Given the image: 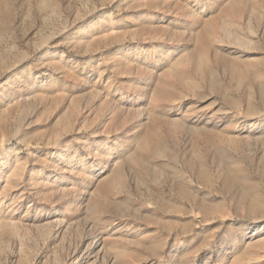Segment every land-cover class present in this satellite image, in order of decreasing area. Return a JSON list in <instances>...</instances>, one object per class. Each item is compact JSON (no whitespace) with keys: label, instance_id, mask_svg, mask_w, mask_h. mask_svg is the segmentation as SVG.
I'll list each match as a JSON object with an SVG mask.
<instances>
[{"label":"rangeland","instance_id":"rangeland-1","mask_svg":"<svg viewBox=\"0 0 264 264\" xmlns=\"http://www.w3.org/2000/svg\"><path fill=\"white\" fill-rule=\"evenodd\" d=\"M0 264H264V0H0Z\"/></svg>","mask_w":264,"mask_h":264}]
</instances>
